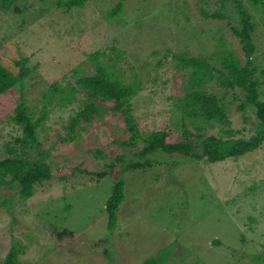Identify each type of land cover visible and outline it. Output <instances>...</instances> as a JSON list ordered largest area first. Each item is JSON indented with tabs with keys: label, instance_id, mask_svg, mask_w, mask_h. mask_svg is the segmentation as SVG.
Instances as JSON below:
<instances>
[{
	"label": "rangeland",
	"instance_id": "1",
	"mask_svg": "<svg viewBox=\"0 0 264 264\" xmlns=\"http://www.w3.org/2000/svg\"><path fill=\"white\" fill-rule=\"evenodd\" d=\"M59 1L69 0H14L12 9H0V65L17 72L13 63L24 58L29 68L25 84L0 96V157L21 136L11 120L15 108L23 103L37 114L52 84L93 75V52L124 85L137 87L130 115L142 134L168 128L180 135L174 98L183 95L189 76L170 54L207 59L217 68L222 51L245 62L230 31L241 8L254 25L252 64L264 70V8L247 0H90L68 11ZM119 2L122 12L111 18ZM207 89L223 98L231 128L240 131L235 138H249L255 118L251 110L240 112V90L225 93L214 83ZM47 108L48 129L37 133L52 179L36 185L33 197L14 195L0 207V264L13 245L21 250L20 264H144L165 248L166 264H264V144L235 160L163 161L124 174L125 199L109 232L104 208L115 177L97 182L81 172L100 171L119 153L112 142L128 138L126 122L104 113L64 143L70 110ZM203 131L219 134L214 125ZM99 149L106 159L93 156ZM121 169L116 163L114 172Z\"/></svg>",
	"mask_w": 264,
	"mask_h": 264
},
{
	"label": "trees",
	"instance_id": "2",
	"mask_svg": "<svg viewBox=\"0 0 264 264\" xmlns=\"http://www.w3.org/2000/svg\"><path fill=\"white\" fill-rule=\"evenodd\" d=\"M87 1L90 0H69L65 3L59 1L58 4L68 11L83 8ZM247 1L255 8H264V0ZM13 5L14 0H0L1 10H10ZM122 7L120 2L116 4L109 16L113 18L119 15ZM202 14L209 16L204 11ZM210 16L220 17L217 14ZM251 20V16L241 8L238 25L230 26L231 33L241 46L245 62L232 52L222 51L220 67L217 68L207 59L170 54V59L175 60L181 70L189 76L183 95L174 98L180 120V135L168 128L141 133L137 121L130 115V102L136 96L137 87L124 85L111 71V66H106L98 60L102 55L98 52L89 56L96 72L93 75L77 76L73 83L67 81V85L63 87L52 84L50 92H43L46 104L41 106L37 114L31 113L29 107L23 103L19 104L11 120L21 131V136L7 143L4 146L5 155L0 157V207H8L14 195H18L21 201L33 197L36 185L52 179L51 168L46 162L48 151L42 149L37 133L39 130L48 129L43 126L52 110L48 109V106L58 105L70 110L65 127L67 135L61 139L64 143L77 139V131L86 130L82 125L88 126L96 119H103L104 113H110L114 117L120 114L126 122L123 132L128 138L112 142L119 153L113 158L109 157V162H105L100 171L81 172L97 179V182L108 176L115 177L104 208L109 232L117 226L116 213L125 199L124 174L144 171L153 165H161L163 161L180 165L201 161L211 164L230 158L235 160L259 149L264 144V100L260 91V88L264 87V70H257L252 64L255 46L252 38L254 25ZM27 62L28 59L24 58L15 61L13 64L18 68L17 72L0 65V96L12 94L13 89L25 84V79L29 76ZM73 73L78 72L74 70ZM213 83L225 93L240 90V97H237L240 112L251 110L255 118L252 125L253 134L249 138H235L240 131L231 128L223 98L207 89L208 85ZM206 125L218 126L219 134L206 135L203 131ZM138 141H141V147L137 146ZM126 154H132V159L124 160ZM152 155L153 158L150 157ZM93 156L102 160L107 157L100 149ZM116 163L122 164L119 172H114ZM214 243L220 244L219 241ZM20 251L13 245L3 264H20L17 258ZM167 252V248L163 249L159 257H151L145 260L144 264H166L163 256Z\"/></svg>",
	"mask_w": 264,
	"mask_h": 264
}]
</instances>
